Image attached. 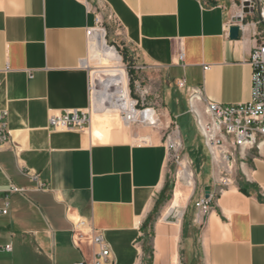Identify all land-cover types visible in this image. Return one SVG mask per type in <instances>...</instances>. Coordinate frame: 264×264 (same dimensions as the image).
<instances>
[{"label": "crops", "instance_id": "0c3cea01", "mask_svg": "<svg viewBox=\"0 0 264 264\" xmlns=\"http://www.w3.org/2000/svg\"><path fill=\"white\" fill-rule=\"evenodd\" d=\"M239 5L0 0V111L11 133L0 144V198L11 186L20 190L8 193V212L0 214V264L91 263L95 231L114 264H264V145L235 151L239 172L231 170L226 185L206 168L195 197L210 187L201 223L196 207L181 220L165 214L168 148L160 138L127 140L93 112L85 129L48 125L52 114L89 109L95 53L87 32L111 31V22L131 71L159 70L181 92L197 91L200 114L204 101L247 102L253 27L238 39L228 33Z\"/></svg>", "mask_w": 264, "mask_h": 264}, {"label": "built area", "instance_id": "2783aa9c", "mask_svg": "<svg viewBox=\"0 0 264 264\" xmlns=\"http://www.w3.org/2000/svg\"><path fill=\"white\" fill-rule=\"evenodd\" d=\"M82 1V0H81ZM240 5L235 13V23L239 28V33L243 34L246 25H252V36L255 40L252 46L249 63L251 65V87L250 98L245 103H234L229 105L217 104L210 101H204L203 115L196 111L193 106L195 99H201L197 91L190 93L189 111L194 114L195 125L197 126L202 140L208 150L209 155L214 159L217 165L224 161L222 167V176L219 179V185H226L229 182L231 170L233 168V154L242 149L256 148L259 150L264 145V0H239ZM248 19V20H247ZM96 21L99 22L98 18ZM94 30V29H93ZM93 30H88V37L92 36ZM207 68V66H205ZM89 93L91 105L87 110L65 111L63 114H52L48 119V125L56 129H76L81 130L88 127L91 119V109L94 100L92 99L96 85L93 79L89 81ZM180 87L184 82L178 83ZM138 99L130 108L121 112L124 122H139L138 114L150 107L138 106ZM6 111H0V144L10 139L11 133L6 126ZM148 125H153L150 123ZM167 144L168 150L175 153L178 151V143L171 142ZM219 158L215 159L214 155ZM176 160L178 154H174ZM20 191L17 187L11 186L0 198L3 202L0 205V214H7L9 206V192ZM209 196L202 195L194 203L197 209V218L203 222V217L210 208ZM90 241L95 245L94 257L91 263L78 264H114L108 243L102 237L101 233L95 231L90 234ZM4 249L9 251L10 244L5 245Z\"/></svg>", "mask_w": 264, "mask_h": 264}, {"label": "rangeland", "instance_id": "374dc122", "mask_svg": "<svg viewBox=\"0 0 264 264\" xmlns=\"http://www.w3.org/2000/svg\"><path fill=\"white\" fill-rule=\"evenodd\" d=\"M101 27L105 29L104 37L107 45H114L115 50L119 53V59L118 61H105L103 57L92 56L93 60L90 61L89 66L93 81L96 78L107 77L101 72L110 70L117 63L125 71L129 96L139 100V108L150 107L157 112L158 126L141 125L139 122H135L129 123L126 127L119 120L121 115L118 112L109 113L108 118H106L108 120L105 119V122L109 125L110 122L114 121L116 124L113 128L120 131L127 140L143 142L160 138L166 144H169V141L178 143V151L176 152L179 157L178 160L174 158L175 151L168 150L167 176L164 189L166 210L173 203L175 210L180 213L178 215L173 212V215L181 220L185 212L195 207V197L201 189L202 181L205 180L206 168L207 170L211 168L215 172V177L220 179L225 162L221 161L217 165L209 155L195 125L192 112L189 111L190 93L181 92L178 86L168 81L159 70L146 72L140 69L135 74L124 60V55L121 52L123 40L121 34L117 33V26L111 22V31L105 25ZM185 170L192 173V186L187 184ZM232 171L235 176L239 172L235 169V166ZM175 189H179L182 195L175 198L173 196Z\"/></svg>", "mask_w": 264, "mask_h": 264}, {"label": "bare ground", "instance_id": "6f19581e", "mask_svg": "<svg viewBox=\"0 0 264 264\" xmlns=\"http://www.w3.org/2000/svg\"><path fill=\"white\" fill-rule=\"evenodd\" d=\"M104 35L105 31L102 28H95L93 30L91 37V40H93L92 52L95 53L96 57H103L105 61H118L119 53L113 46L107 45ZM101 73L107 77L96 78V80L93 81V84H95L96 87L92 96L94 102L90 113L91 117L92 112L95 114L94 119L97 120L99 124L108 118L109 113L118 112L121 115L122 111L127 110V108H130L134 103V99L131 98L128 93L125 71L117 63L110 70H104ZM138 116L141 125H148L150 123L157 125V112H155L153 108L143 109ZM120 119L124 125L129 124L128 122H124L121 116ZM214 156L215 159L219 158L218 154H215ZM184 173L186 174L187 184L192 186V173L186 170ZM176 195L177 193L174 196L175 198ZM172 212H175L178 215L180 214L178 210H175V205L173 203H171L166 210V214Z\"/></svg>", "mask_w": 264, "mask_h": 264}, {"label": "water", "instance_id": "95a60500", "mask_svg": "<svg viewBox=\"0 0 264 264\" xmlns=\"http://www.w3.org/2000/svg\"><path fill=\"white\" fill-rule=\"evenodd\" d=\"M228 33H230V38L233 39H238L240 33H239V28L236 24H233L229 27ZM210 187L208 185L205 186L204 189V196H208L209 194Z\"/></svg>", "mask_w": 264, "mask_h": 264}]
</instances>
